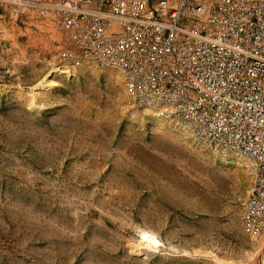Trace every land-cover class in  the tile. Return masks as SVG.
I'll return each mask as SVG.
<instances>
[{"label":"rangeland","instance_id":"1","mask_svg":"<svg viewBox=\"0 0 264 264\" xmlns=\"http://www.w3.org/2000/svg\"><path fill=\"white\" fill-rule=\"evenodd\" d=\"M71 8L0 0V20L45 22L0 44V264H264L250 160L136 109Z\"/></svg>","mask_w":264,"mask_h":264},{"label":"bare ground","instance_id":"2","mask_svg":"<svg viewBox=\"0 0 264 264\" xmlns=\"http://www.w3.org/2000/svg\"><path fill=\"white\" fill-rule=\"evenodd\" d=\"M66 2L100 32L90 57L123 71L135 108L201 151L249 159L250 200L264 205V0H179L149 14L140 0Z\"/></svg>","mask_w":264,"mask_h":264},{"label":"crops","instance_id":"3","mask_svg":"<svg viewBox=\"0 0 264 264\" xmlns=\"http://www.w3.org/2000/svg\"><path fill=\"white\" fill-rule=\"evenodd\" d=\"M57 1H59V0H35V2H39V3H53V2L55 3ZM148 1L146 0V3H145V1L143 3L144 9L142 10V12L144 14H149V12H151L152 10L154 11L160 7V5H158V6H154L152 4L150 5L148 3ZM146 11L148 13H146ZM7 13L9 15L1 12L2 18L0 20V44H2L3 41H5L3 43L4 47L9 46L11 48V47L15 46V41L19 39V36H21L22 34L24 35L22 30L26 33H29L28 36H30V34L34 35L33 36L34 39L38 40V39H41V37H43V34H42L43 30H41L40 29L41 26H38V25H40L41 23L44 24L45 22L37 21V19H38L37 16L28 15V16H22L21 18L17 17L18 20L14 21V18L16 16L11 17L12 14H10L9 12H7ZM49 16H51V15H49ZM5 18H6V20H5ZM16 22L19 24L25 25V26H14V25H12ZM30 22L34 23V24H32V26L39 28L38 31L34 32L32 29L28 28V26H31ZM35 36H37V38ZM6 51H7V48H6ZM1 52H2V50L0 51V53Z\"/></svg>","mask_w":264,"mask_h":264}]
</instances>
